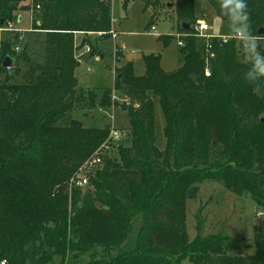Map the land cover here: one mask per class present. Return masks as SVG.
Wrapping results in <instances>:
<instances>
[{"label": "trees", "instance_id": "trees-1", "mask_svg": "<svg viewBox=\"0 0 264 264\" xmlns=\"http://www.w3.org/2000/svg\"><path fill=\"white\" fill-rule=\"evenodd\" d=\"M22 1L0 0V29L28 10ZM31 1V29L44 32L43 58L15 52L16 37L0 38V261L69 264L71 254L88 253L89 261L74 264H264V218L252 227L253 251L246 253L224 234L189 238L184 215L186 199L205 181L248 195L264 212V78L245 81L251 65L241 40L199 38L195 0H143L153 16L166 7L174 13L175 33L158 39L181 41V64L166 72L160 55L148 54L144 73L135 75L130 62L120 63L98 99L78 85L76 55L95 46L94 33L109 38L111 0ZM206 2L221 21H232L224 0ZM247 11L257 53L264 55V33L257 34L264 29V0H247ZM6 56L11 72L1 65ZM115 91L125 100H112ZM154 100L164 121L162 149ZM117 104L128 118L118 141L108 125L85 127L71 116L74 109ZM103 143L108 147L98 150ZM95 155L100 161L86 174L88 183L68 190Z\"/></svg>", "mask_w": 264, "mask_h": 264}, {"label": "rangeland", "instance_id": "rangeland-1", "mask_svg": "<svg viewBox=\"0 0 264 264\" xmlns=\"http://www.w3.org/2000/svg\"><path fill=\"white\" fill-rule=\"evenodd\" d=\"M164 2L170 3L173 0H164ZM21 4L28 5V10L18 13L21 20L11 22L12 29L0 30V38L7 36L18 38L20 40V43H17L20 47L19 51L24 50L31 59L41 60L44 52V32L31 29L36 8L33 7L31 0H23ZM195 15L199 17V22L207 23L209 29L205 31L206 34L230 35L233 32V22L221 21L206 0H195ZM110 16L109 31L115 32V38L110 35L109 38H103L102 33L96 32L90 38L95 45L93 54L89 55L90 49L93 48L86 52L85 46H82L78 50L76 60L79 64L75 75L79 86L93 89L99 99L102 90L113 85L114 67L118 65L116 61L118 52L121 53L120 63L130 62L135 75L144 73L143 56L148 54H159L160 66L166 72L180 66L182 55L178 50L179 46L175 37L166 45L158 39L160 35L175 33V15L167 7L153 16L152 8L146 7L143 0H129L125 7H123L122 0H111ZM113 18L115 21L112 23ZM80 35L75 37V44L80 42ZM199 38L205 39L203 36ZM19 63L23 69L22 62ZM206 70L205 75H208L207 67ZM121 95L116 91L111 92V99L120 103L125 100L120 97ZM71 116L85 127L108 125L119 131L120 138L125 137L128 129L127 114L118 104L111 105L109 108L74 109ZM154 120L158 134L156 145L162 149L164 121L157 100H154ZM109 151L112 156L115 155V149ZM91 166L83 162L76 173L86 177ZM69 188L71 186L68 183L67 189ZM68 209L70 210V207ZM184 215L189 238H193L195 234H224L234 242L241 244L246 253L253 251L252 227L264 218L263 210L257 208L248 195L236 194L218 182L208 181L197 184L195 196L186 199ZM126 243L125 246L128 249L133 247L132 236ZM71 256L74 258L68 261L69 264H74L79 260L82 262L90 260L88 253H76ZM60 263L61 258L54 259L53 264ZM182 264H189V262L185 259Z\"/></svg>", "mask_w": 264, "mask_h": 264}, {"label": "clouds", "instance_id": "clouds-1", "mask_svg": "<svg viewBox=\"0 0 264 264\" xmlns=\"http://www.w3.org/2000/svg\"><path fill=\"white\" fill-rule=\"evenodd\" d=\"M230 19L233 22V33L241 40L242 52L251 67L244 73V79L250 84L264 78V55L257 53L258 41L254 38L247 11V0H224Z\"/></svg>", "mask_w": 264, "mask_h": 264}, {"label": "built area", "instance_id": "built-area-1", "mask_svg": "<svg viewBox=\"0 0 264 264\" xmlns=\"http://www.w3.org/2000/svg\"><path fill=\"white\" fill-rule=\"evenodd\" d=\"M38 7V6H37ZM111 22L113 23L114 22V19H111ZM8 29H12L11 27V22H7L6 26L1 28L0 30H8ZM209 29L207 23H203V22H199L198 24H196L194 26V31H195V34L199 37L203 36L205 39L208 38V37H211L212 35H209V34H206L205 31H207ZM108 34L112 37V38H115V32L113 30H110L108 32ZM220 40L222 42H226L229 38H236V39H239L238 37H236L234 35V33H232L231 35H226V36H219ZM177 44L178 45H182L181 41L177 38ZM14 51L15 52H18L20 50V47L18 44H15L14 47H13ZM84 50L86 52L89 51V47L86 45L84 47ZM84 53V52H83ZM78 56V54H77ZM205 73L207 74V70L205 71ZM109 136L111 138L112 141H118L119 138H120V133L119 131L115 130L114 128H111L110 129V132H109ZM108 147V144L106 143H103L98 150H101V149H106ZM102 151V150H101ZM100 161V158L99 156H93V158H91L89 161H87L85 164L86 165H95L97 163H99ZM88 183V179L83 176V175H78L77 173L72 176L69 180V185L70 186H73V187H84L86 184ZM0 264H5V261L2 260L0 261Z\"/></svg>", "mask_w": 264, "mask_h": 264}, {"label": "water", "instance_id": "water-1", "mask_svg": "<svg viewBox=\"0 0 264 264\" xmlns=\"http://www.w3.org/2000/svg\"><path fill=\"white\" fill-rule=\"evenodd\" d=\"M18 16H19V15H18ZM263 33H264V29H263L262 27L259 28V29L257 30V34H258V35H261V34H263ZM1 65H2V67L5 68L8 72H11L12 69H13L14 63H13V60H12L10 57L6 56V57H4V59L2 60ZM121 98L124 99V98H125L124 95H121ZM261 121L263 122V121H264V118H262Z\"/></svg>", "mask_w": 264, "mask_h": 264}, {"label": "crops", "instance_id": "crops-1", "mask_svg": "<svg viewBox=\"0 0 264 264\" xmlns=\"http://www.w3.org/2000/svg\"><path fill=\"white\" fill-rule=\"evenodd\" d=\"M196 16H197V15H196ZM113 19H114V18H113ZM20 20H21V16H20V15H19V16L17 15V17H16V22H20ZM114 21H115V20H114ZM37 24H38V22H37ZM151 24H152V23H151ZM232 33H233V32H232ZM232 33H231V34H232ZM231 34H230V35H231ZM209 35H211V34H209ZM215 35H217V36H226V35H220V34H215ZM175 40H176V42H177V37H175ZM177 45H178V44H177ZM178 46H179V45H178ZM116 61H117V64H120V62H119L120 60H116ZM76 77H77V76H76Z\"/></svg>", "mask_w": 264, "mask_h": 264}]
</instances>
